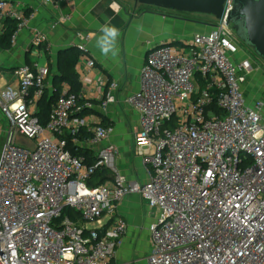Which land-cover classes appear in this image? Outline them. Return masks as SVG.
<instances>
[{
	"label": "built area",
	"instance_id": "1",
	"mask_svg": "<svg viewBox=\"0 0 264 264\" xmlns=\"http://www.w3.org/2000/svg\"><path fill=\"white\" fill-rule=\"evenodd\" d=\"M232 7L227 0L210 32L148 53L139 89L127 99L140 113L135 144L146 165L145 182L121 172L116 144L102 146L112 126L93 130L90 143L100 146L94 162L67 150L62 135L81 134L86 119L80 113L90 104L65 92L42 124L37 106L49 71L27 63L15 68L18 87L0 90V114L10 123L0 156V264H109L127 222L117 217L99 227L83 223L114 214L132 194L159 212L149 228V264H264V100L247 101L243 84L253 63L236 58L246 54L228 23ZM8 19L17 21L15 45L30 16L0 0V22ZM88 40L78 44V63L94 68ZM33 43L51 47L44 33ZM118 87L117 81L110 84L103 110L116 101ZM102 168L112 178L90 186ZM67 206L80 213L79 221L62 218Z\"/></svg>",
	"mask_w": 264,
	"mask_h": 264
},
{
	"label": "crops",
	"instance_id": "2",
	"mask_svg": "<svg viewBox=\"0 0 264 264\" xmlns=\"http://www.w3.org/2000/svg\"><path fill=\"white\" fill-rule=\"evenodd\" d=\"M8 1L30 16V19L16 44L9 50H2L7 52V57L5 56L4 62L0 63V71L14 70L17 66L26 63L27 57L35 62L34 66L40 67L39 61L43 62L46 58L47 66L44 68L49 71L47 93H50L53 83L51 75L59 71L60 51L69 46L77 48L78 44L85 42V37H89L86 42L87 58L94 59L96 66L88 68L85 63L77 64L81 88L80 91L73 92L80 94L81 105L86 102L90 104L83 107L86 112L84 115L80 113V116L86 119L83 129L90 131L91 134L86 136L84 131V138L75 139V145L85 152L84 155L89 154V158H97L100 146L92 145L89 139L95 127L105 121L113 127V131L102 146L109 143L116 144L120 148L117 162L121 172L129 179L147 181L144 158L138 154L135 144V133L140 129V113L128 103L127 99L139 89L141 72L150 50L163 43L174 41L182 44L190 41L192 36L197 34L195 28L197 22L157 11L135 13L130 19L126 4L119 0ZM62 17L68 18L61 21ZM6 21L0 22V28L6 27ZM109 22L120 30L117 42L119 55L116 58L102 55L95 46L96 39L101 34L100 27ZM184 27L193 31L190 40L186 38ZM37 33L48 36L50 49L44 44L37 46L33 43ZM2 34L0 33V36ZM34 49L38 50L36 56H33ZM237 57L245 58V55L241 53ZM113 81L119 83L114 93L116 101L109 105L107 110H103L102 100ZM18 85V78L15 75L14 77L0 75V90L7 86L17 88ZM65 92H71L68 85H64L63 93ZM258 100L264 98L249 96L251 105ZM38 108L37 106V112ZM0 121H5L1 114ZM17 140L20 143H30L22 136H18ZM80 157L85 159L84 156ZM117 217L127 222L128 230L115 258L109 264H149L148 256L153 249L149 228L157 221L158 210L151 208L141 195L132 194L117 203L114 214H106L99 222L83 223V225L88 228L99 227L112 223Z\"/></svg>",
	"mask_w": 264,
	"mask_h": 264
},
{
	"label": "trees",
	"instance_id": "3",
	"mask_svg": "<svg viewBox=\"0 0 264 264\" xmlns=\"http://www.w3.org/2000/svg\"><path fill=\"white\" fill-rule=\"evenodd\" d=\"M136 12H134L135 14ZM133 18V14L130 13V19ZM17 27V21L13 19H8L6 21V27L4 33L0 36V50H9L12 48V43H11V36L14 32V30ZM174 44H177V42H174ZM78 48V47H77ZM76 47H66L62 49L59 53L60 55V66H59V71L58 73H54L51 75L52 78V91L50 93H47L48 88L46 89V92L44 96L40 99L39 104H38V112L37 116L40 118V121L42 124H45L51 114L52 108L55 105V102L57 99L60 97V95L63 94V89L64 85H68L69 90L71 92L75 91L78 92L80 91L81 84L79 81V73L77 71V64L79 62L80 54L81 51L79 48L77 49ZM65 56V57H64ZM62 59V60H61ZM26 63L34 66L35 62L31 60L29 57L26 58ZM49 77V76H48ZM47 77V81L49 78ZM215 109V108H214ZM86 110H83L81 112L82 115H84ZM102 125L104 126H111L106 124L105 121L102 122ZM85 129H83L82 133L77 135V136H72L71 134L68 133V131H65V133L62 135L63 138L66 139L67 141V146L66 149L69 150L73 155L77 156H84L85 160L88 163L94 162L97 158L95 157H88L89 154H85L84 151L81 150V148L77 147L75 145V139H82L86 135H90V131H85V135H83V132ZM90 159V160H89ZM113 176L112 172L107 169V168H102L98 170L94 176L89 180V185L90 186H99L101 184H104L107 180L111 179ZM64 217H69L74 221H79L80 220V213L75 210L74 208H71L67 206L64 209V212L62 214V218Z\"/></svg>",
	"mask_w": 264,
	"mask_h": 264
},
{
	"label": "water",
	"instance_id": "4",
	"mask_svg": "<svg viewBox=\"0 0 264 264\" xmlns=\"http://www.w3.org/2000/svg\"><path fill=\"white\" fill-rule=\"evenodd\" d=\"M131 1H133L135 5L141 3L181 12L207 14L218 20L222 17L227 0ZM232 1L233 7L228 15V23L234 26L239 39L251 48L257 56L264 60V0ZM163 44H174V41Z\"/></svg>",
	"mask_w": 264,
	"mask_h": 264
},
{
	"label": "rangeland",
	"instance_id": "5",
	"mask_svg": "<svg viewBox=\"0 0 264 264\" xmlns=\"http://www.w3.org/2000/svg\"><path fill=\"white\" fill-rule=\"evenodd\" d=\"M119 1L126 4L128 13H133L134 11L137 14H141L143 12L157 11V12H165L167 14H171L174 16L176 15L182 16L185 19L195 21L197 22L195 24L197 33H200V32L204 33L206 31L209 32L212 30L213 26L216 24V19L213 16L207 15V14L181 12V11H176V10H171V9H166V8H159V7H155L152 5H146V4H141V3H139L138 5H135V3L131 0H119ZM192 32H193L192 29L191 30L185 29V34H186L187 39L190 38V36L192 35ZM239 44L246 54L245 57L250 58L253 63V70L251 74L248 75L247 82L243 84L245 86L244 91L246 93L247 101H249V96L256 97V98L259 97L263 99L264 98L263 97L264 96V60L260 58L259 56H257L254 53V51L251 48H249L247 45H245L241 40ZM241 53H243V51H240L237 54V56L240 55ZM36 55H38V50L34 49L33 56H36ZM5 56L7 57V52L0 50V63L2 61L4 62L6 58ZM236 58L238 60V57ZM39 65H40V68L47 66L46 58L43 60V62L39 61ZM0 75L14 77L15 70H1ZM9 131H10L9 121H7L6 119L4 122L0 121V156H1L2 149L5 144Z\"/></svg>",
	"mask_w": 264,
	"mask_h": 264
},
{
	"label": "clouds",
	"instance_id": "6",
	"mask_svg": "<svg viewBox=\"0 0 264 264\" xmlns=\"http://www.w3.org/2000/svg\"><path fill=\"white\" fill-rule=\"evenodd\" d=\"M99 31L101 34L97 37L95 46L102 55H111L112 58H116L119 55L117 42L120 30L109 22L102 25Z\"/></svg>",
	"mask_w": 264,
	"mask_h": 264
}]
</instances>
